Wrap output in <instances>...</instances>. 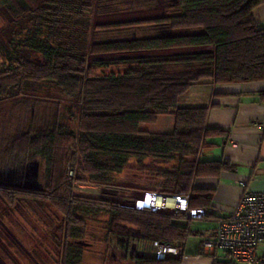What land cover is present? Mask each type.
<instances>
[{"label":"trees","instance_id":"trees-1","mask_svg":"<svg viewBox=\"0 0 264 264\" xmlns=\"http://www.w3.org/2000/svg\"><path fill=\"white\" fill-rule=\"evenodd\" d=\"M147 1L153 9L163 6L178 12L96 27H144L147 32L129 40L94 43L92 55H119L120 59L100 58L89 65L76 46L74 30L81 23L90 28L93 1L46 0L28 12L19 0H0V8L12 19V25L0 31V97L32 82L55 85L69 100L80 98L77 134L65 133L55 124L30 130L11 145L12 157H7L13 158L12 169L26 170L42 156L47 184L40 191L0 186V199L11 207L22 199L40 201L62 216L60 264L82 261L83 214L109 213L110 234L120 238L123 250L131 251L134 264H183L188 241L198 235L192 230L196 220L183 213H153L77 198L66 171L58 168L56 152L63 142V160L78 166L82 157L80 167L92 177L121 174L132 159L176 162L174 169L159 171L164 189L160 193L189 196L190 208L208 212L201 219L206 221L215 214L214 191L199 189L197 184L220 178L233 166L228 159L203 160L202 153L215 147L210 139L226 136L227 131L208 124L209 113L217 105L182 107L180 99L195 85L264 81V26L256 17L264 0ZM117 65L127 68L122 73H96ZM162 116L174 119L171 132L144 128ZM137 242L179 244L183 250L179 256L157 259L134 252Z\"/></svg>","mask_w":264,"mask_h":264},{"label":"rangeland","instance_id":"rangeland-1","mask_svg":"<svg viewBox=\"0 0 264 264\" xmlns=\"http://www.w3.org/2000/svg\"><path fill=\"white\" fill-rule=\"evenodd\" d=\"M46 0H19L26 11H31L45 3ZM93 8L89 15L90 28L81 23L75 28V43L81 54L87 57L88 64L103 58L105 60L120 59L119 55L94 56L90 53L96 42L118 41L129 39L127 29H97L98 22H116L127 17L123 14L135 10L141 12L146 0H91ZM161 13H147L140 19H150L154 16H167L177 13L178 9L161 7ZM103 17V18H101ZM12 19L7 11L0 8V31L12 25ZM140 36L145 34L144 27L137 28ZM140 29V30H139ZM141 31V32H140ZM119 56V57H118ZM2 57H0V64ZM127 66H111L99 69L97 74L122 73ZM81 111L79 96L69 100L52 84H37L26 82L0 97V170H9L13 166L11 145L18 136L30 130L38 131L57 124L65 133H78V118ZM161 119V121H160ZM160 121V123H159ZM159 123V124H158ZM174 119L162 116L156 124L144 126L152 132H168L173 129ZM65 141V140H64ZM56 152L59 160V171H66V181L73 189L77 198L121 204L132 207L146 192H164L163 180L159 171L174 169L176 162L164 163L153 158L139 161L132 159L121 174L92 177L84 173L80 167L83 158L78 157L80 165L67 162L64 146ZM8 158L7 156H9ZM39 163V182L47 184V165L42 156L34 158ZM85 219V238L83 258L80 264H134L130 252L119 245L120 238L110 234V214H83ZM62 216L43 202L22 199L15 206H9L0 199V264H60L62 250ZM206 221L192 222L195 233L206 230ZM206 235V232H204ZM205 235H196L188 241V252L205 242ZM205 238V239H204ZM136 247V249L134 248ZM134 252L140 255L152 256L147 244L134 243ZM264 252L262 247L259 256ZM222 253V252H220ZM223 255V254H222Z\"/></svg>","mask_w":264,"mask_h":264},{"label":"crops","instance_id":"crops-1","mask_svg":"<svg viewBox=\"0 0 264 264\" xmlns=\"http://www.w3.org/2000/svg\"><path fill=\"white\" fill-rule=\"evenodd\" d=\"M158 1L160 3L161 0ZM151 5L152 3L146 0L142 5L141 12L134 8L131 12L120 16L129 19L111 23L98 22L96 27L146 20L140 19V17L147 13L156 15L161 13V8L153 9ZM256 17L259 24L264 26V4L257 9ZM152 18H156V16ZM137 28L140 27L125 28L131 35L129 39L141 37ZM100 29L103 30V28ZM160 53L163 52H154L153 54ZM263 94L264 81L217 86L202 84L193 86L180 99L182 107H203L211 103L217 105L209 113L208 124L212 128L224 129L227 131V135L210 139L209 142L214 143L215 147L204 150L202 159H228L233 166L232 171L223 173L220 178L198 182L199 189L214 191L215 207V214L207 220L209 227L204 230L206 235L201 230L198 231V235H205V238L213 237L217 230L218 220L233 215L244 192V188L240 185L241 182L247 183V189L250 191L264 192V129L257 125L264 122ZM261 247L264 249V244L259 247L258 255ZM186 254L183 264H215V262L232 264L229 255L225 252H219L215 257L204 255L203 242L190 252L186 245ZM259 257L264 259V252Z\"/></svg>","mask_w":264,"mask_h":264},{"label":"built area","instance_id":"built-area-1","mask_svg":"<svg viewBox=\"0 0 264 264\" xmlns=\"http://www.w3.org/2000/svg\"><path fill=\"white\" fill-rule=\"evenodd\" d=\"M257 125L264 129V122ZM240 185L244 192L235 212L231 217L219 220L216 234L204 242V252L210 257L225 252L232 264H263L264 259L259 257L258 249L264 244V192L248 190L245 182ZM132 208L172 215L183 213L190 220H201L208 215L204 209L190 208L189 196L151 191L137 199ZM147 248L157 259L179 256L183 250L179 244L166 245L159 242L148 243Z\"/></svg>","mask_w":264,"mask_h":264},{"label":"water","instance_id":"water-1","mask_svg":"<svg viewBox=\"0 0 264 264\" xmlns=\"http://www.w3.org/2000/svg\"><path fill=\"white\" fill-rule=\"evenodd\" d=\"M26 179V182H20L21 179ZM0 186L11 188H23L30 191H40L42 185L39 182V163L33 162L22 169L0 170ZM136 249V247H134Z\"/></svg>","mask_w":264,"mask_h":264},{"label":"flooded vegetation","instance_id":"flooded-vegetation-1","mask_svg":"<svg viewBox=\"0 0 264 264\" xmlns=\"http://www.w3.org/2000/svg\"><path fill=\"white\" fill-rule=\"evenodd\" d=\"M20 182H23V183H25L26 182V179L24 178V179H21V181Z\"/></svg>","mask_w":264,"mask_h":264}]
</instances>
